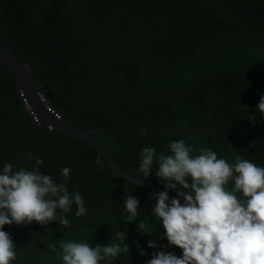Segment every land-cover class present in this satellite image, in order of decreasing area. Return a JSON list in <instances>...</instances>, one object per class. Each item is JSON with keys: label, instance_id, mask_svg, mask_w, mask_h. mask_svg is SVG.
<instances>
[{"label": "trees", "instance_id": "1", "mask_svg": "<svg viewBox=\"0 0 264 264\" xmlns=\"http://www.w3.org/2000/svg\"><path fill=\"white\" fill-rule=\"evenodd\" d=\"M0 22L64 120L85 128L150 127L93 132L131 175L166 190L155 174L156 160L180 140L193 148L192 156L208 148L230 164L240 156L264 167V116L257 108L264 96V0H0ZM37 130L18 84L0 70V171L17 163ZM145 147L156 150L146 179L138 171ZM37 158L43 163L37 165ZM20 167L57 183L63 182L62 169L70 168L66 186L81 194L87 214L77 217L75 205L68 213L57 209L70 227L13 223L17 255L11 264H62V240L127 244L129 251L100 264H146L159 251L182 256L168 246L151 213L157 192L120 175L113 179L104 155L84 140L44 129ZM178 191L185 190H167ZM130 195L139 209L128 223L124 200ZM139 222L152 234L139 232ZM117 232H125L126 240L117 241ZM150 241L157 247L149 248Z\"/></svg>", "mask_w": 264, "mask_h": 264}, {"label": "clouds", "instance_id": "2", "mask_svg": "<svg viewBox=\"0 0 264 264\" xmlns=\"http://www.w3.org/2000/svg\"><path fill=\"white\" fill-rule=\"evenodd\" d=\"M257 108L264 116V96ZM170 155L161 153L156 160V176L166 191L154 194L152 215L164 229L168 246L182 250L177 257L170 252L152 254L146 264H264V167L235 157L230 164L208 148H201L192 156V147L183 140L169 145ZM156 150L145 147L140 153L138 171L146 179L153 169ZM43 161L36 159V164ZM97 163H101L97 160ZM71 169H62L63 182L57 183L50 175L14 170L11 163L0 171V264H11L16 259L15 244L5 225L22 226L33 222L47 225L58 221L63 227L70 222L57 209L68 213L75 205V215L87 214L85 202L79 192L67 188ZM232 187L229 189V184ZM180 186L177 197L169 201L167 190ZM128 223L137 220L139 201L132 195L124 200ZM138 231L152 232L142 222ZM117 241H125L126 233H115ZM58 256L62 264H100L129 251L127 244L109 243L95 247L86 242L62 240ZM149 248L157 247L149 242ZM55 251V248L53 247ZM140 251V255H144Z\"/></svg>", "mask_w": 264, "mask_h": 264}, {"label": "water", "instance_id": "3", "mask_svg": "<svg viewBox=\"0 0 264 264\" xmlns=\"http://www.w3.org/2000/svg\"><path fill=\"white\" fill-rule=\"evenodd\" d=\"M72 3V0H69ZM0 70H4L8 72L18 84V88L20 94L22 96V101L25 104L26 111L31 114L33 120L38 125V130L35 133L33 139L31 140L26 152L22 155V157L13 165L14 170H17L21 164L26 160L31 151L34 149L37 144L39 138L41 137L44 129H57L62 132L71 134L76 136L85 142L91 144L95 148H97L106 158L109 163L111 169L113 170V179H115L116 175H120L134 183L142 185L150 190H153L157 193L166 191L158 186H155L151 183H148L140 178H137L130 173L121 169L114 158L112 157L110 151L107 147L101 143L94 135L93 132L100 129H113V128H150L142 125H134V124H107L96 126L93 128H85L78 123H71L64 120L61 115L55 111L50 106L49 100L47 99L45 93L39 86L33 72L32 67L28 63H24L19 56L15 53V51L11 48L7 36L4 32V29L0 22ZM158 128H166L164 126ZM171 128V127H170ZM178 131L190 136L196 137V134H193L189 131L178 128ZM114 188V183H113ZM169 199L179 198L181 202H183L182 197H177L175 194L168 192ZM113 196H111L110 204L108 206V222L110 218V213L112 209ZM13 230V224L8 225L7 232L10 237Z\"/></svg>", "mask_w": 264, "mask_h": 264}, {"label": "rangeland", "instance_id": "4", "mask_svg": "<svg viewBox=\"0 0 264 264\" xmlns=\"http://www.w3.org/2000/svg\"><path fill=\"white\" fill-rule=\"evenodd\" d=\"M105 157V156H104ZM125 171V170H124Z\"/></svg>", "mask_w": 264, "mask_h": 264}]
</instances>
